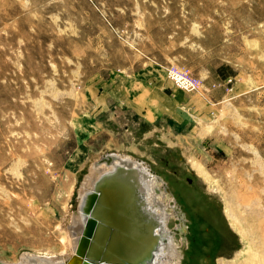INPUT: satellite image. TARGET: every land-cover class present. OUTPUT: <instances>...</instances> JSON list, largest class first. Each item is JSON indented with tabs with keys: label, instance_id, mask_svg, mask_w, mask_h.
<instances>
[{
	"label": "rangeland",
	"instance_id": "1",
	"mask_svg": "<svg viewBox=\"0 0 264 264\" xmlns=\"http://www.w3.org/2000/svg\"><path fill=\"white\" fill-rule=\"evenodd\" d=\"M149 59L221 67L227 95L175 138L145 135L102 96ZM114 150L177 201L164 219L182 264H242L226 207L264 258V0H0V259L59 255L90 163Z\"/></svg>",
	"mask_w": 264,
	"mask_h": 264
},
{
	"label": "bare ground",
	"instance_id": "2",
	"mask_svg": "<svg viewBox=\"0 0 264 264\" xmlns=\"http://www.w3.org/2000/svg\"><path fill=\"white\" fill-rule=\"evenodd\" d=\"M192 168H194L193 165ZM203 171L197 170V174L207 181L208 173ZM164 186L165 183L160 177L149 171L146 164L131 154L119 150L101 154L100 157L95 158L90 163L87 176L78 189V209L73 213H69L71 214V221L68 225L67 222L64 224L66 234L62 239L64 247L61 249L60 254L45 256L27 252L23 253L18 261L0 259V264H81L83 259L78 254V251H80L81 242L85 236L89 238L88 243H85V246L89 245L87 250L89 255L85 259L91 264H125L134 261L132 264H182V252L178 250L179 246L175 243L172 235H169L165 226L166 220L164 219L167 217L166 206H170L173 210H176L177 201L173 198L174 196L167 197L170 191L168 187ZM115 187L123 190L124 194L127 193L129 197L133 198H131L127 206L130 212L135 211L138 214L137 220L139 219L138 221L142 225L134 227L135 222L133 220L122 222L120 226L116 227L121 230L123 229L124 233L119 232L120 230L117 229L113 230V234H110L103 245H101L102 250H95L99 246L92 240L94 229L97 228L96 237H101L105 235L104 232L107 228L104 225H98V221L94 220L93 214L100 210L101 215L104 212L108 214L107 209H110V214L113 213V216L109 219L114 222L113 224L117 223L114 219L116 218L115 214L118 208L116 201L121 197V193L113 196L115 198L112 202H108L107 205L109 206L100 205L99 203L101 196L103 197L104 195V193H101V190L108 188L110 192ZM164 198H166V201H164ZM103 203L106 202L103 201ZM139 203L143 204L141 208ZM233 211L228 207L225 208V215L229 224L237 231L241 238L249 243L248 249L243 253L244 259L242 264H264V258L258 254L259 250L257 249L259 247H256V249L254 244L251 243L252 235L249 228L243 225L245 221L242 223L241 219L244 217L240 218ZM154 214L157 220H155ZM180 217L181 221L178 226L183 233V214H180ZM106 218L102 216L99 223H104ZM161 238H166L167 240L159 242L160 246L156 247V240H161ZM259 239L261 238L259 237ZM255 242L257 241L255 240ZM259 242L261 243V241ZM260 251L261 253L263 251L262 254H264L263 248ZM93 254L97 257L93 258ZM99 254H106V258L115 255L117 259L115 258L114 260L117 262H109L110 260L107 261V259L99 261V259L97 260ZM219 264H229V262L220 260ZM233 264L238 263L233 262Z\"/></svg>",
	"mask_w": 264,
	"mask_h": 264
},
{
	"label": "crops",
	"instance_id": "3",
	"mask_svg": "<svg viewBox=\"0 0 264 264\" xmlns=\"http://www.w3.org/2000/svg\"><path fill=\"white\" fill-rule=\"evenodd\" d=\"M149 60L137 71L119 75L102 96L104 105L111 106L114 114L137 120L145 135L175 138L183 123H189V116L208 115L227 95L229 73L222 76L216 69H197L205 89L201 93H188L173 85L162 63Z\"/></svg>",
	"mask_w": 264,
	"mask_h": 264
},
{
	"label": "water",
	"instance_id": "4",
	"mask_svg": "<svg viewBox=\"0 0 264 264\" xmlns=\"http://www.w3.org/2000/svg\"><path fill=\"white\" fill-rule=\"evenodd\" d=\"M101 193H104V195H103V197L101 196V198H100V205H105V206H109V205H107L108 204V202H112V200H114V198L115 197H113V196H116V194H118V193H121V197L120 198H118V200L116 201V206L118 207L117 208V210H116V218H114L116 221H117V223L116 224H113L114 222L111 220V219H109L111 216H113V213H111L110 214V209H107L108 210V214H105V212L101 215V210L100 211H96L94 214H93V217H94V220H96V221H98V225H104V226H106V230H105V235L104 236H98V237H96V230H97V228H95L94 229V234H92L94 237L92 238V240H94V243H97L98 244V246L99 247H96V249L95 250H102V247H101V245H103V243L105 242V240L107 239V237L111 234H113L112 233V231L113 230H120L119 232H121V233H124V231H123V229L121 230V229H118L116 226H120V224H122V222H125V221H131V220H133V222H135L134 223V227H137V226H140V221H138L137 220V216H138V214L134 211V212H130L129 211V208H128V206H127V204L128 203H130V201H131V198L132 197H129L128 196V194L126 193V194H124V192H123V190H120L119 188H117V187H115L113 190H110V192H109V190H108V188L106 189H102L101 190ZM113 197V198H112ZM133 199V198H132ZM103 201L104 202H106V203H103ZM102 207V206H101ZM97 210H98V206H97ZM101 215V216H100ZM102 216H104V218L105 217H107L106 218V221H104V223H99V221H100V219L102 218ZM136 219V220H135ZM95 222V221H94ZM112 225H115V226H112ZM142 225V224H141ZM99 227V226H98ZM143 227H145V225H143ZM120 228V227H119ZM123 228V227H122ZM104 230V229H103ZM101 235V234H100ZM91 239V238H90ZM88 240H89V238H88V236H85L83 239H82V242H81V244H82V246L80 247V251H78V254H80L82 257V259H83V261H82V263L81 264H85V262H87L86 261V259L85 258H87L88 257V246L89 245H87V246H85V243L87 242L88 243ZM99 252V251H98ZM105 255L106 254H104V255H100L99 254V256H98V258H97V260L99 259V261H104V260H106L107 259V261L108 260H110L109 262H117V261H115L114 259L116 258L115 257V255H113L112 257L111 256H109L108 258H106L105 257ZM95 256H94V254H93V258H94ZM97 257V256H96ZM95 257V258H96ZM105 258V259H104ZM117 259V258H116ZM135 262V261H134ZM134 262H128V263H125V264H132V263H134ZM87 264H91L90 262H87ZM93 264V263H92Z\"/></svg>",
	"mask_w": 264,
	"mask_h": 264
},
{
	"label": "built area",
	"instance_id": "5",
	"mask_svg": "<svg viewBox=\"0 0 264 264\" xmlns=\"http://www.w3.org/2000/svg\"><path fill=\"white\" fill-rule=\"evenodd\" d=\"M166 76L176 88L184 92L195 93L205 89L203 80L184 65L170 64L166 68Z\"/></svg>",
	"mask_w": 264,
	"mask_h": 264
},
{
	"label": "trees",
	"instance_id": "6",
	"mask_svg": "<svg viewBox=\"0 0 264 264\" xmlns=\"http://www.w3.org/2000/svg\"><path fill=\"white\" fill-rule=\"evenodd\" d=\"M223 69L221 67L217 68V71L223 76V74H225L223 71Z\"/></svg>",
	"mask_w": 264,
	"mask_h": 264
}]
</instances>
